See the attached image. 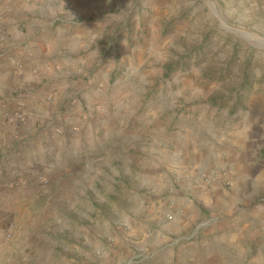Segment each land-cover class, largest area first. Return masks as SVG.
I'll use <instances>...</instances> for the list:
<instances>
[{
	"label": "rangeland",
	"instance_id": "obj_1",
	"mask_svg": "<svg viewBox=\"0 0 264 264\" xmlns=\"http://www.w3.org/2000/svg\"><path fill=\"white\" fill-rule=\"evenodd\" d=\"M22 25L30 31L22 46L45 29L57 51L40 79L34 72L33 87L13 93L17 108L29 96L46 108L31 118L36 131L16 141L24 148L13 149L22 160L8 184L20 195L5 203L22 205L13 226L19 249L32 238L31 255L16 264H140L136 248L151 239L152 210L174 222L170 196L190 180L172 168L196 164L195 151L211 140L221 155L246 119L257 133L247 151L254 171L244 170V192L227 181L222 200L240 212L264 207V43L238 34L264 39V0H48ZM219 211L202 209L200 218ZM254 216L244 221L253 222L254 243L241 244L264 264V215ZM207 228L196 221L180 236ZM41 237L49 258L36 262Z\"/></svg>",
	"mask_w": 264,
	"mask_h": 264
},
{
	"label": "crops",
	"instance_id": "obj_2",
	"mask_svg": "<svg viewBox=\"0 0 264 264\" xmlns=\"http://www.w3.org/2000/svg\"><path fill=\"white\" fill-rule=\"evenodd\" d=\"M72 1L79 2V0ZM47 7L48 0H0V264H16L31 255L30 234L27 233L23 242L20 241L22 249H19L16 232L13 231V226L19 220V209L22 205L15 204L13 200L7 204L5 202L20 195L19 189L15 190L8 184L13 177L9 174L10 168L16 161L22 160L20 150H13L14 147L20 146L16 141L22 138L28 139V134L36 131L33 129L36 128V122L34 120L32 122L31 118L35 119L46 111L43 105L45 101L36 96L20 99L19 102L23 105L17 108L13 93L16 89L33 87L36 84L32 78L36 76L34 72L37 73V79H40L48 70L50 57L56 50L45 29L37 31L40 36L32 42V45L22 46L18 41L25 36L24 34H30L29 30L24 32L22 23L29 20L34 10L40 11ZM63 62L61 60V63H58L59 67L63 66ZM244 124L242 130L225 139L226 148L221 155L214 150L215 144L219 141L211 140L206 152L195 151L196 159L198 158L196 164L187 166V163L172 168L176 171V175L190 176V180L181 183L180 190L170 196L172 207L176 211L174 222H166L161 217V210H152L154 230L151 232V239L147 241L143 239L136 248L141 252L137 255H142L140 264H244L247 259L248 264H260L259 259L263 257H255L254 250H249V253L241 243L243 241L254 243L253 222L249 225L244 221L255 217V212H262L264 215V207H251L240 212L222 200L223 197L230 196L227 191H221L227 185V181L230 180L231 185L234 182L238 185L237 188L235 185L231 187L232 190L233 188L237 190V194L244 192L249 186V179L243 174L244 170L248 171L251 168L254 171L252 163L254 161L250 159L254 157L253 149L250 150L252 153L247 151L250 143L257 136L253 128L255 122L246 119ZM75 127H79V124L77 123ZM28 129L33 130L27 133ZM21 148L24 146L21 145ZM182 155V150L174 151V157L182 158ZM183 156L186 160L187 155ZM229 163L232 165L231 171L223 174ZM215 170L218 172L212 173ZM201 175L214 181L212 187L215 193L212 200L206 190L208 185L200 178ZM240 179L242 181L238 183ZM243 183L245 186L240 185ZM187 195L191 197H185ZM22 204H25V201ZM210 207H213V210L219 209V214L214 217L210 213V218L207 220L200 218L202 209ZM196 221L206 222L209 235H198L192 240L185 235L180 236L183 232L185 234ZM6 231L10 232L9 236L5 234ZM249 233L251 235L247 237ZM139 237L141 239V235ZM43 239H39L37 243V252L32 253L34 257L42 254L36 262L41 257H48L44 251L46 246L43 247Z\"/></svg>",
	"mask_w": 264,
	"mask_h": 264
},
{
	"label": "water",
	"instance_id": "obj_3",
	"mask_svg": "<svg viewBox=\"0 0 264 264\" xmlns=\"http://www.w3.org/2000/svg\"><path fill=\"white\" fill-rule=\"evenodd\" d=\"M210 3V2H209ZM211 9H212V12L213 14L219 19L220 23L222 24V26L227 29L228 31H233L234 33H237L236 31H234L233 29H231L230 27H228V25H226V23L220 18V16L218 15L216 9L212 6H210ZM239 35L249 39V40H257L259 41L260 43H264V39H261V38H257L249 33H245V32H242L241 34L238 33Z\"/></svg>",
	"mask_w": 264,
	"mask_h": 264
},
{
	"label": "built area",
	"instance_id": "obj_4",
	"mask_svg": "<svg viewBox=\"0 0 264 264\" xmlns=\"http://www.w3.org/2000/svg\"><path fill=\"white\" fill-rule=\"evenodd\" d=\"M200 178H201V179H204V181H205L207 184H209V183L211 182V178H209V177H207V176H205V175H201ZM168 218H169V219H172V216H169Z\"/></svg>",
	"mask_w": 264,
	"mask_h": 264
}]
</instances>
